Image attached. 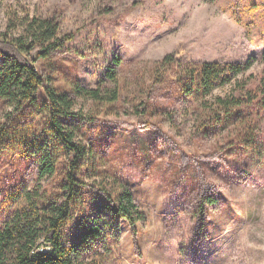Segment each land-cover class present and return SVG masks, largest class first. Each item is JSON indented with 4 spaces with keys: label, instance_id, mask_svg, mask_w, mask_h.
I'll return each mask as SVG.
<instances>
[{
    "label": "trees",
    "instance_id": "obj_1",
    "mask_svg": "<svg viewBox=\"0 0 264 264\" xmlns=\"http://www.w3.org/2000/svg\"><path fill=\"white\" fill-rule=\"evenodd\" d=\"M6 16L0 30V264H105L122 222L135 228L145 219L131 187L107 164L101 129L93 130L101 109L119 113L128 104L139 117L174 122L172 109L182 102L192 115V134H213L211 149L225 170L264 165V51L256 75L246 73L252 57L193 61L168 53L129 75L115 57L101 84L89 87L71 71L74 61L62 57L74 33L61 31L57 13L9 8ZM78 97L93 108H76ZM214 202L204 193L200 205Z\"/></svg>",
    "mask_w": 264,
    "mask_h": 264
},
{
    "label": "rangeland",
    "instance_id": "obj_2",
    "mask_svg": "<svg viewBox=\"0 0 264 264\" xmlns=\"http://www.w3.org/2000/svg\"><path fill=\"white\" fill-rule=\"evenodd\" d=\"M9 8L57 13L61 31L74 33L62 57L74 61L71 71L89 87L101 84L115 57L124 60L127 75L168 53L193 61L252 57L246 73L255 75L263 66L264 0H2L0 30ZM124 106L119 113L101 109L93 130L101 129L107 164L146 216L135 228L122 222L104 263L264 264V165L225 170L211 149L213 134H192L182 102L172 109L174 122L147 120ZM75 107L93 108L82 97ZM204 193L213 195L212 205L201 207Z\"/></svg>",
    "mask_w": 264,
    "mask_h": 264
},
{
    "label": "built area",
    "instance_id": "obj_3",
    "mask_svg": "<svg viewBox=\"0 0 264 264\" xmlns=\"http://www.w3.org/2000/svg\"><path fill=\"white\" fill-rule=\"evenodd\" d=\"M45 248H49V246L47 245Z\"/></svg>",
    "mask_w": 264,
    "mask_h": 264
}]
</instances>
